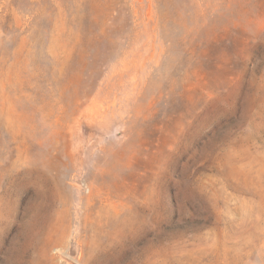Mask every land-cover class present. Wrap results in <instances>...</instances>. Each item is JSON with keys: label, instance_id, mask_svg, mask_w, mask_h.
Returning <instances> with one entry per match:
<instances>
[{"label": "rangeland", "instance_id": "1", "mask_svg": "<svg viewBox=\"0 0 264 264\" xmlns=\"http://www.w3.org/2000/svg\"><path fill=\"white\" fill-rule=\"evenodd\" d=\"M0 264H264V0H0Z\"/></svg>", "mask_w": 264, "mask_h": 264}]
</instances>
